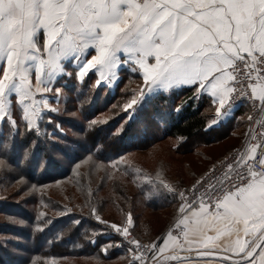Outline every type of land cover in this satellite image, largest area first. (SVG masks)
I'll return each mask as SVG.
<instances>
[{
  "label": "snow or ice",
  "instance_id": "obj_1",
  "mask_svg": "<svg viewBox=\"0 0 264 264\" xmlns=\"http://www.w3.org/2000/svg\"><path fill=\"white\" fill-rule=\"evenodd\" d=\"M121 65L140 74L144 84L123 104L128 119L110 130L113 137L135 142L154 136L149 125L138 123L139 112L154 94L183 86L192 89V99L210 97L215 117L206 126L209 131L231 117L238 102L259 119L250 114L244 144L190 187L169 180L162 164L150 172L125 156L112 160L113 168L124 165L125 175L131 169L146 201L170 195L179 203L167 231L144 243L132 234L131 210L120 221H109L89 200L87 215L119 237L101 252L125 247L130 254L126 264H264V0H0V181L18 177L25 198L43 194L49 185L31 183L23 175L62 160L45 150L56 133L42 125L63 133L60 117L78 118L83 111L82 102L72 105L74 111L68 107L76 84L61 82H84L94 72L100 87L118 81ZM81 95L77 92L78 102ZM107 123L94 118L73 135L100 131ZM106 147L94 141V151L81 163L90 161L111 178L99 159ZM171 147L180 150L179 143ZM40 203L48 207L43 199ZM42 208L31 223L11 214L5 220L31 228L35 238L53 223ZM72 212L65 205L57 215ZM72 223L79 227L83 221ZM63 238L61 231L48 242ZM39 259L56 264L57 258Z\"/></svg>",
  "mask_w": 264,
  "mask_h": 264
},
{
  "label": "trees",
  "instance_id": "obj_2",
  "mask_svg": "<svg viewBox=\"0 0 264 264\" xmlns=\"http://www.w3.org/2000/svg\"><path fill=\"white\" fill-rule=\"evenodd\" d=\"M129 75L133 83H142V80L136 73L123 68L119 79L120 82L117 83L115 91L108 92L105 99L101 98V100L99 92L107 86L103 85L96 87V90L91 94V90L89 89L91 84L89 81H86L84 85H77L78 83L74 82L76 84V91H72L73 93L75 92L74 96H71L72 99L68 101L69 110L74 111L75 108H73L72 105H78L79 102L82 101L86 102L87 100V105L83 104V111L78 118H71L67 114L61 116L60 122L63 127L68 126L69 129L73 131L71 133H80V129L84 127L87 121L91 120L96 115H102L109 111L111 119H109L107 125L101 126L100 131L90 132L87 135L83 133L72 135L65 130L61 133L58 129L49 125L50 127L47 130L54 131L56 133V138H61L62 136L68 140L70 148L59 147L55 141L50 140L48 144L45 145V150L53 159L57 157H55L52 150H57L58 153L61 154L60 157H62V160L59 163L51 165L47 170L34 169L23 173L27 180L31 181V183L48 185L50 182L58 180L61 182V180L66 178L75 179V175L72 174L74 170L73 167L78 164L77 162H82V160L86 158L84 156L94 151V141L96 144H106L107 147L105 152L113 155V157H108L104 154V158L99 157V159L104 160V163L107 164L113 159L117 160L119 156L130 154L131 151L149 149L148 147L163 139H181L185 143L191 140H196L195 142L198 143L202 141L208 143L216 142L220 137L222 138L228 135L227 133L229 132L221 125L213 127L210 131L207 130L206 126L210 122V116L208 114V110L210 109L208 107L209 105L205 102L203 96L192 99V89L186 87L169 92H159L157 95H154L150 102L145 105L144 109L139 112L137 117L138 123L142 122L149 125L154 136L150 135L146 140L135 142L128 137L120 139L111 136L109 134L110 130H115V128L119 127L122 120L127 117L124 110L122 111L121 106L126 100L131 98L129 95L132 96V89L122 90L127 82L123 77ZM80 91L83 92V95L80 96V101L78 102L76 100V95L77 92ZM72 92H70V94ZM136 92L137 91L134 90L133 93L135 94ZM90 97H92V99L89 103L88 100ZM182 101H186L183 106H181ZM89 104L91 105V109L86 110ZM100 104H102L101 108ZM117 105H119V108ZM244 106L235 110L236 115L243 114L242 109H244ZM234 119L235 118L232 120L235 121ZM190 148V151L195 152V150H193L195 147ZM119 173H121L122 179L128 182L131 181L132 176L129 173L126 176L124 175L125 170H118V172H116L117 175ZM17 179L18 177H4L3 180L0 181V200L3 202L0 203V217L1 215L4 217L2 223L7 227V230H0V234H7L10 237L19 236L26 241L30 240L33 242L32 244L30 243L29 248L24 247L23 241L19 243L23 252L30 256L22 259L21 264L22 262L23 264H27L37 256H41L46 260L56 257V264H126V261L130 259L129 253H127L125 247L110 248L107 253L101 252L102 246L117 239L107 235V232L102 226L99 227L88 215L82 214L77 216V218L79 217L78 219L83 221L79 227H76L72 223L74 220L66 218L62 222L58 221L56 224H52V227H48L43 234H39L35 238H33L31 228L15 226L6 221L5 216L10 214L18 215L29 221V223L34 221L36 216L26 204L27 202H31L32 198L29 196L26 198L24 197V193L18 189L16 183ZM108 179V177H105L106 181H108ZM113 181L114 183L111 187L114 188L110 191L106 190L104 195L102 194L104 191L102 186L93 189L94 195L92 196H89L87 192L82 193L81 196H83L84 204L86 205L87 202L91 200L93 204L98 205L101 211L107 209L108 215L106 216L112 218L109 221H120L123 215L131 210L134 215L135 224L133 231L136 236L154 239L156 236L153 235L154 231L149 218L147 219L148 214L154 211H162L169 206L175 207L176 211L178 199H175L174 203H172L171 196L166 195L157 198L155 202L154 200L146 201L138 189V194L143 199L142 203L144 206L139 208L135 203V194L129 192L126 182L122 181L121 178ZM19 196L22 199L17 201ZM34 199L36 200V198ZM85 207L84 209H87L86 212L88 213V207ZM69 226H71V230H69ZM61 231H63L64 236L62 242H48L52 240L54 234ZM94 233L97 234L94 235ZM89 236L92 237L95 243L88 242L87 237ZM73 259H75V261ZM18 261V259H12V255L8 254L6 252V247L2 246L0 243V264H19ZM37 264H40V262H37Z\"/></svg>",
  "mask_w": 264,
  "mask_h": 264
},
{
  "label": "rangeland",
  "instance_id": "obj_3",
  "mask_svg": "<svg viewBox=\"0 0 264 264\" xmlns=\"http://www.w3.org/2000/svg\"><path fill=\"white\" fill-rule=\"evenodd\" d=\"M123 78H125L127 82H126V85L122 88V90H126V89L129 90L130 88L132 89L131 90L132 95L134 94L133 93L134 90L138 92L139 89L143 85L142 83H138V84L137 82L133 83L130 75L125 76ZM119 79L118 81H116L114 86L108 87L107 85H104L107 87H105V89L99 92L100 100L101 98L105 99L106 94L108 92L115 91L117 83L120 82ZM90 84L91 85L89 86V89L91 90L90 93L92 94L96 90V86H95V82L93 81H90ZM74 93L73 92L71 94L69 93V95L74 96ZM202 96H203V99L205 98L204 99L205 102H207V104L209 105L207 106L210 108L208 110V114L210 116V121H211L215 117L214 106L211 105L210 97L207 94H204ZM129 97L131 96L129 95ZM91 99L92 97L89 98L88 100L89 103ZM86 102L82 101V104L87 105ZM63 106L64 105H61V107ZM101 106L102 104H100V108ZM90 109H91V105L89 104L86 110H90ZM121 109L122 111L124 110L123 105L121 106ZM242 110H243V114L236 115V112L234 111L231 117H229L226 121H223L217 125V126H220V125L224 126L226 131H228L229 133H227L228 134L227 136H224L222 138L220 137V139H218L216 142L205 143L202 141L198 143V142H195L196 140H191V141H188V143H185L181 139H174V140H171V139L164 140L163 139V140H160V142L154 143V145H151L150 147H148L149 149L140 150V151H131L130 154L125 155V158L129 160L133 165L137 167H142L145 170L150 171V172H154V170H157L162 164L164 172L169 180L174 181L175 183L179 184L181 188L189 187L195 179L199 178L201 173H203L209 167H211L213 163L225 157L228 153L231 152L232 149H234L235 146H237L240 143L241 139L244 136L243 133H244L246 122L248 120L247 116H248L249 107L245 105L244 109ZM94 118H100L102 120H107V122L109 121V119H111L109 115V111H107L106 113L102 115L101 114L96 115ZM233 118H235L234 119L235 121L232 120ZM127 119L128 117H125L124 120H122V122L120 123V126ZM63 128L69 134L73 135V133H71L73 131H71V129H69L68 126H64ZM52 141H55L59 147L61 146V147L70 148L69 141L66 140L62 136L61 138H56L55 140H52ZM177 143L180 144L179 151H176L175 149L171 147L173 144H177ZM190 147H195L193 148L195 152L190 151L191 149ZM52 151L54 152L53 154H55V157L61 156V154L58 153L57 150L53 149ZM87 155L84 157L87 158L88 157ZM105 155H107L108 157H113L112 154H109L106 152H105ZM101 157L104 158V155H102ZM86 158H84V160L82 161H85ZM113 160H116V159H113ZM117 161H118V158H117ZM77 163L76 164L79 165V167L75 165L73 167L75 171L73 170L72 172V174L75 175V179L66 178L64 180H61V182L58 180L59 183H57V181L50 182V184H48L49 187L44 189L43 194H41L40 191H37L29 195V197H31L32 200L31 202H27L26 204L30 207L31 211L34 212L35 215H37L38 211L41 210L42 206L40 202H41V199H43L44 202L48 204V207L42 208V210L45 211L47 215L53 220L52 224H56V222L58 221L62 222L66 218H69L71 220H76L79 218V217L77 218L78 215H82V214L87 215V212H86L87 209H84L85 202L83 200V196H81L82 193L87 192V194L89 195L90 189L93 190V189H97L98 186L100 187L102 186L104 188V191L102 192V194L104 195L106 190L110 191L112 188H114V187H111L112 184L114 183L113 180H116L118 178H121L122 181L126 182V186L131 194H135L136 205L139 208L144 207L142 203L143 199L138 194V187L135 183H133L132 178H131V181L128 182L122 179L123 177H121V173H119L118 175L116 174L118 170H121V171L125 170L123 164L118 163V166L116 168H113L110 162L105 164L107 165L108 173L111 176V178H109L108 181H106L105 177L107 176H105L104 170L95 168L92 162L89 161V162H84V163H81V162H77ZM128 173L132 176L131 169H128ZM34 198H36V200ZM21 199L22 198L19 196L17 198V201ZM153 200L154 202L156 201V199H153ZM174 200L175 199L171 196L172 203H174ZM0 203H3L2 200H0ZM65 205H67L69 208H72L73 212L66 213L63 216H58L57 213L63 212ZM94 205L98 207L97 204H94ZM177 206H178V202H177L176 207ZM176 212H177V209L175 211V207L173 206H169L163 209L162 211L150 212L148 214L147 219L149 218L151 222V225L154 231L153 235H155L156 237L161 235V233L165 231V229L172 223V220L176 217V214H175ZM100 214L103 219H106V220L112 219L106 216L108 215L107 209H105L104 211L100 210ZM0 218H1L0 230L2 231L7 230V227L3 225L2 223V221L4 220V217L1 215ZM95 223L99 227L102 226L103 229L105 228L104 225L98 224V222L96 221ZM52 224L49 227H52ZM132 234L136 236L134 231H132ZM107 235H109L108 232H107ZM6 237H10V236L7 234L6 235L0 234V243L2 244V246L6 247V252L12 255V259L14 260L18 259L19 260L18 263L21 264L22 259H24L25 257H30L29 254L23 252V250L19 246V243L23 241L22 243H24L25 245L24 247L29 248L30 243L32 244L33 242H31L30 240L26 241L24 239H21L19 242H16L14 240L5 239ZM138 238L146 242L154 240L152 238L151 239H146L142 237L141 238L138 237ZM35 258L37 259V262H40L39 258H42V257L37 256ZM73 260L75 261V259ZM31 261L32 260H30L27 264H31Z\"/></svg>",
  "mask_w": 264,
  "mask_h": 264
},
{
  "label": "crops",
  "instance_id": "obj_4",
  "mask_svg": "<svg viewBox=\"0 0 264 264\" xmlns=\"http://www.w3.org/2000/svg\"><path fill=\"white\" fill-rule=\"evenodd\" d=\"M123 68H125V69H127L128 71H129V67L127 66V65H121V70L123 69ZM121 70H120V72H119V78H120V76H121ZM138 76H139V78L142 80V84H144V82H143V78H142V76L140 75V74H138V73H136ZM97 79V76H96V74L94 73V72H90L89 73V75L85 78V81L84 82H77L78 84L77 85H84L85 83H86V81H93V82H95V80ZM74 82H76L75 80H73V81H68L67 79H65V80H63L61 83L63 84V83H68V84H72V83H74ZM116 83V81H114V82H112V83H109V84H107V86L109 87V86H114V84ZM58 86H60V85H58ZM143 86V85H142ZM186 87H188V86H183V87H180V88H177V89H174V90H179V89H183V88H186ZM65 91H68L67 89H65ZM172 91V90H171ZM160 92H163V91H160ZM159 93V92H158ZM158 93H156V94H154V95H157ZM153 95V96H154ZM61 105H63V103L61 104ZM53 117H55V114H53ZM228 119V118H227ZM226 119V120H227ZM226 120H224V121H226ZM50 126L49 125H46V124H43L42 125V128H44V129H48ZM176 214H177V212H176ZM155 239V238H154ZM120 248V247H119ZM181 254H183V255H187L188 253H181ZM129 256H130V254H129Z\"/></svg>",
  "mask_w": 264,
  "mask_h": 264
},
{
  "label": "built area",
  "instance_id": "obj_5",
  "mask_svg": "<svg viewBox=\"0 0 264 264\" xmlns=\"http://www.w3.org/2000/svg\"><path fill=\"white\" fill-rule=\"evenodd\" d=\"M244 105H247V104H245V103H242V102H238L237 103V105H236V108H235V110L237 109V108H240V107H243ZM249 107V106H248ZM234 110V111H235ZM253 115L254 117H256V114L255 113H253L252 112V110L250 109V107H249V111H248V116L249 115ZM248 116H247V119H248ZM256 119H259V117H256ZM252 123H253V125H255V127H256V129H257V131H259V126L258 125H256L255 124V119L252 121ZM248 130H249V120H247V122H246V125H245V129H244V136H243V138L241 139V141H240V143L237 145V146H235L234 147V149H232L231 150V152L230 153H228L226 156H228V155H230L231 153H232V151L233 150H236V149H239L243 144H244V141H245V139H246V133L248 132ZM224 158V157H223ZM222 158V159H223ZM221 159V160H222ZM190 187V186H189ZM178 203H179V201H178ZM177 215V214H176ZM176 218V217H175ZM175 218L172 220V222L175 220ZM171 225V224H170ZM169 225V226H170ZM168 226V227H169ZM167 227V228H168ZM167 228L165 229V231H167ZM109 234V236H111V237H114V238H116V239H119V237L115 234V233H108ZM133 236H135V235H133ZM136 237V236H135ZM138 238V237H137ZM139 239V238H138ZM141 240V239H140ZM142 242H144V243H149L150 241H148V242H146V241H143V240H141Z\"/></svg>",
  "mask_w": 264,
  "mask_h": 264
},
{
  "label": "water",
  "instance_id": "obj_6",
  "mask_svg": "<svg viewBox=\"0 0 264 264\" xmlns=\"http://www.w3.org/2000/svg\"><path fill=\"white\" fill-rule=\"evenodd\" d=\"M181 255H183V254H181Z\"/></svg>",
  "mask_w": 264,
  "mask_h": 264
}]
</instances>
